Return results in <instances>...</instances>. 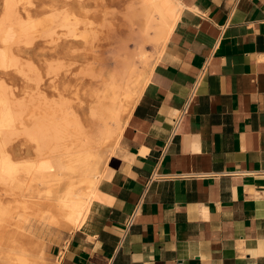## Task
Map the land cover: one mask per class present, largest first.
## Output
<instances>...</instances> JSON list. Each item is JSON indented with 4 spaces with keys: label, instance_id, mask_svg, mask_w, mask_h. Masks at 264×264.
I'll return each mask as SVG.
<instances>
[{
    "label": "crops",
    "instance_id": "obj_1",
    "mask_svg": "<svg viewBox=\"0 0 264 264\" xmlns=\"http://www.w3.org/2000/svg\"><path fill=\"white\" fill-rule=\"evenodd\" d=\"M176 3L54 264H264V0Z\"/></svg>",
    "mask_w": 264,
    "mask_h": 264
},
{
    "label": "bare ground",
    "instance_id": "obj_2",
    "mask_svg": "<svg viewBox=\"0 0 264 264\" xmlns=\"http://www.w3.org/2000/svg\"><path fill=\"white\" fill-rule=\"evenodd\" d=\"M176 1L126 0L122 13V25L126 29V35L123 40L121 39L122 45L116 49L117 57L112 70L108 72L107 79L103 82V90L95 94L96 101L92 107V104L89 106L91 107L89 119L92 120V128L89 132L82 130L74 112L65 109L64 105L67 102V100L64 101L65 98L52 100L49 103L50 106L42 108L39 113L38 101L42 98L39 87L41 79L31 64L27 65V70L34 74L32 83H35V87L32 91L33 95H29L27 100L24 98L10 100L5 89L7 87L0 83V186L7 188L10 192L15 191V208L22 210V212H15V230L8 232L9 240L15 244V249L9 250L15 264L40 262L42 248L39 247L34 257L25 248H16L21 236L18 231L21 225L29 221V217L47 221L48 224H62L75 229L84 222L102 176V171L98 167L101 161V150L113 140L109 157L115 153L114 148L123 129L121 118L130 113L143 91L137 88V82L132 78L136 73V63H144L146 59L144 37L148 36L154 43L165 44L179 15L180 8ZM17 3L16 0H4L5 13L0 21V41L3 44V48L0 49L1 69L17 66L18 62L8 53L6 44L14 39L19 42L21 38H25L22 40L28 44L30 39L26 35L37 25L36 22L31 21L29 11H25L28 20L23 19L17 11ZM60 20L59 26L66 29L68 36L75 39L78 37L85 43L90 42L91 46L93 41L97 40L100 30L98 26L96 29L91 21L84 22L83 30L80 33L77 31L78 34H76V27L71 24L68 16L63 15ZM43 21L45 19L39 24H43ZM103 26L105 25L101 24V27ZM128 42L134 45L132 49L127 47ZM94 47L92 50L96 48ZM48 70L46 69V74ZM70 84L69 81L64 83L65 86ZM67 105L70 104L67 103ZM57 111L60 112V117L56 116ZM24 114H27V120L23 119ZM19 134L24 135L34 144L35 160L15 159L14 161L8 157L5 146L11 136ZM62 184L63 188H61ZM35 190L36 193L33 194L32 191ZM8 213L0 205V223L8 218ZM9 219H11L10 215Z\"/></svg>",
    "mask_w": 264,
    "mask_h": 264
},
{
    "label": "rangeland",
    "instance_id": "obj_3",
    "mask_svg": "<svg viewBox=\"0 0 264 264\" xmlns=\"http://www.w3.org/2000/svg\"><path fill=\"white\" fill-rule=\"evenodd\" d=\"M125 2L126 0H16L17 11L23 19L28 20L25 16V11H29L31 21L36 22L37 25L26 35L30 39L28 44L22 40L25 38L19 39V42H16L14 39L6 44L8 53L18 61L17 66H9L6 69L0 68V83L4 87H7L5 89L9 99H14L15 101V98L18 100L24 98L27 100L29 95H33L32 91L35 83H32V80L34 81V74L32 72L29 73L27 70V65L31 64L35 67L33 69L41 79L39 87L42 98L38 101L40 103L39 113H41L42 108L50 106L49 103L52 100L57 101L65 98L64 101L67 100L64 105V107L66 106L65 109L74 112V115L82 126V130L89 132L92 128V120L89 119L90 109L96 101L94 97L97 95L95 96V94L103 90V82L107 79L108 72L112 70L115 58L117 57L116 49H118L119 45H122V40L124 35H126V29L122 25V13ZM58 11L60 15L59 13L57 14ZM4 13V0H0V21ZM63 15L68 16L71 24L76 27V34L83 30L84 22L91 21L96 29H98L96 26L99 27L100 33L97 35V40L93 41L92 46L90 42L85 43L83 40L78 39V37L75 39L67 35L66 29L59 26ZM43 16L45 21H43V24H39L44 20ZM37 20L41 22L38 23ZM49 24L53 25L49 26ZM101 24L105 26L101 27ZM38 26L39 28H37ZM37 36L39 37L37 38ZM149 39L148 36L144 37V45L147 50L145 62L138 63L136 61L137 69L132 78L133 81L136 80L137 88L140 90H142L146 82L145 79H147L151 67L159 54V50L163 45L162 43H154ZM126 45L131 49L134 47L131 42H128ZM93 46L96 47H94V50H92ZM1 48H3V44L0 41ZM102 64L104 65L102 66ZM67 67L68 69H66ZM46 69H49L47 74L45 72ZM67 81L71 83L69 86L64 85ZM51 88L52 90H50ZM73 94H75L74 97ZM44 100H46V103H44ZM67 103L70 105H67ZM90 105L91 107H89ZM55 113L57 117H60L59 111ZM26 115L24 114L23 116L24 120L28 118ZM127 116L128 114L122 116L121 124L124 123ZM113 143L112 140L106 145V148L101 150V161L98 165L100 171L103 163L109 157V150ZM5 150L8 153V157L14 161L15 159L35 160L34 144L22 134L11 136L5 146ZM63 187L64 185L62 184L61 188ZM32 192L34 194L36 190ZM0 205L9 212L8 218L3 223H0V264H15L9 253L10 249H15V244L11 243L8 234V232L15 230V212H22V210L15 208V191L10 192L7 188L0 186ZM9 215L11 219H9ZM29 218V221L21 225V229L18 231L21 236L18 239V246L16 248H25L33 256L40 247L42 248V254L38 264H54L55 262L49 256V247L53 243L59 242L66 233L75 228H68L62 224H48L47 221H39L34 217Z\"/></svg>",
    "mask_w": 264,
    "mask_h": 264
}]
</instances>
